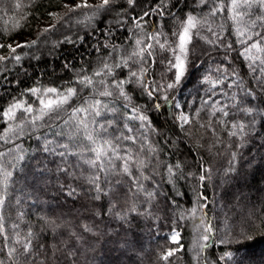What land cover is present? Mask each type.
<instances>
[{
	"label": "trees",
	"instance_id": "obj_1",
	"mask_svg": "<svg viewBox=\"0 0 264 264\" xmlns=\"http://www.w3.org/2000/svg\"><path fill=\"white\" fill-rule=\"evenodd\" d=\"M73 2L0 0V45H5L0 56L8 57L0 61V164L13 173L0 210L5 228L0 264H214L226 251L233 259L220 264H264V64L247 58L237 31L264 34V4L237 0L239 7L233 9L232 0H136L130 7L127 0H118L110 9L97 11L95 4L70 11L65 5ZM214 7L222 11L213 16ZM145 11L150 15L137 28L133 21ZM51 14L58 18L50 21ZM188 15L201 24L190 33L185 76L168 92L175 99L166 104L161 98L163 109L156 111L139 87L126 85L154 131L130 118L123 100L99 96V81L110 85L143 66L153 86L171 82L166 60L173 59L172 51L160 49L147 36L159 31L166 49L175 47ZM136 39L153 44L152 56L145 53L143 65L129 61V67L115 68L136 50ZM15 42L30 46L16 47L12 54L7 46ZM260 56L264 59V53ZM105 63L113 66V75L94 76ZM81 76L91 77L93 85L77 83ZM48 87H72L77 93L59 116L33 125L39 101L28 90ZM93 98L116 109H105L96 119L112 121L105 138L121 157H131L132 176L122 171V159H113L110 172L100 173V200L93 199L97 193L87 183L97 171L84 163L88 154L61 157L65 149L57 147L69 143L72 128L64 121L72 110L87 107L84 102ZM15 102L31 104L33 113L18 109L9 120L3 112ZM177 102L180 109L173 106ZM214 108H223L228 116L213 114ZM178 112L189 117L183 128L173 119ZM46 140L53 151L43 150ZM70 150H75L71 144ZM19 155L25 158L17 163ZM201 218L213 226L207 242L199 239ZM173 229L180 233L179 244L171 242ZM195 238L207 243L203 251L193 249ZM10 248L16 249L11 257ZM177 248L168 260L160 258Z\"/></svg>",
	"mask_w": 264,
	"mask_h": 264
},
{
	"label": "snow or ice",
	"instance_id": "obj_2",
	"mask_svg": "<svg viewBox=\"0 0 264 264\" xmlns=\"http://www.w3.org/2000/svg\"><path fill=\"white\" fill-rule=\"evenodd\" d=\"M136 0H127V4L131 7L135 4ZM254 2V0H244V3L248 6H251V3ZM259 4H264V0H258ZM118 3V0H100L98 4H96L94 7L99 10L104 9H110L112 6L116 5ZM201 4H207L209 3V0H200ZM233 9H236L239 7L237 4V0H232L231 4ZM17 8L20 7L19 4L16 5ZM65 7H69L68 5H65ZM81 7L84 8H92L93 5L88 4L85 0L84 3H77L74 6L69 7L70 11H75L76 9H79ZM158 11V10H157ZM222 11L221 7H214L211 10V15H216L217 12ZM95 15V13H94ZM150 13L148 11H145L143 16L137 17L134 19V24L137 28H142V22L144 21L145 17H148ZM233 19H236V17H233ZM182 28L179 31L178 40L179 43L173 47L171 45L168 46L166 49V45L168 44L167 40L165 39L162 43L160 40V37L163 35V33L157 31L155 33H150L147 36L148 41H155L157 45H159L160 49L163 50H171L173 54V59L166 60L167 62V70L172 71V80L171 82H167L165 84H155L153 86L150 84L146 78L147 76V68L141 66L139 70H130L127 78L125 79H113L109 84L105 83V81L102 79L99 81V84L102 86L103 90L99 92V96L102 97H114L117 101L123 100L124 103L121 105L122 107L129 110L131 113L132 119L139 120L141 122L142 126H147L150 128H153L155 131L156 129L152 125V121L149 115L146 114V111L142 109L139 105H136L133 103V96L129 90L126 89V85L131 86L135 85L136 87H139L141 91L147 95L150 99H152L153 104L152 107L156 111H161L163 109V106L158 101L162 98L165 103H171L172 100L175 99L174 96L170 97L168 95L169 90H175L182 82V78L185 76L186 70H187V61L190 56V49L188 45L191 43L192 36L190 33L192 30L197 29L198 25L201 24V21L198 20L196 17L192 15H188L185 20L182 22ZM212 29L209 28V31ZM47 31V29H46ZM238 35L240 37H243V39L240 40V43L242 45H245L244 47V53L247 54V58L253 63L256 61H260L261 64H264V59H261L260 53H264V34H261L259 32H249L247 35L245 32L240 31L237 29ZM255 37V39H254ZM251 41V43H249ZM32 43H35L34 41ZM136 50H134L130 55H128L126 58H122L121 63L115 64V68H121V67H129V61H133V63H139L143 65L145 61V53H147V56H152V52L150 49L153 48L152 43H145L142 39H136L135 40ZM143 45V46H141ZM24 46H30V45H22L17 44V47H24ZM5 47V45H0V48ZM10 49V52L12 54L16 53V47H12L11 45L7 46ZM228 48H231V45H227ZM255 50V54H252V50ZM12 58L16 61H19L21 57L19 55H13ZM8 59V57L0 56V61H4ZM104 70H107L106 73ZM174 70V71H173ZM111 76L113 75V66H110L108 64H104L103 69L101 71H97L94 73V76H103V75ZM77 83L84 84L85 86H91L93 85V79L88 76H81L77 78ZM216 83H219L217 81ZM264 83V82H262ZM28 91H30L33 95L37 96V99L39 101V108L36 109L37 115L32 117L31 123L33 125L36 124L37 121L43 120L46 116H59L60 111L63 110L64 105L68 104L70 99L76 95L77 89L68 87L65 91H59L55 87H48L43 90L40 88H31ZM161 93H163L161 95ZM49 94H54L55 98H52L49 96ZM87 107H78L72 110V116L69 117V120H65L64 123L66 125H69L72 128V131L67 136V139L69 143H62L58 144L57 147L65 149V151H62L59 153L61 157H64L66 154L69 155H81L88 154V158L84 160V163L89 165L91 168L96 169V173L93 175H90L87 177V183L91 185L97 195L93 197L95 200H100L101 196L100 194L104 191L99 183L100 181V173L110 172V165H112L113 159H122L124 161L122 166V171L127 174L128 176H132V173L129 168V160L131 159L130 156L121 157L118 154L117 148L115 145L112 144V141L110 139H106V135L108 132V127L112 125V121H106L104 123L99 122L96 117H100L105 109H107L110 112H115V108L108 109V105L105 104L102 100L93 98L92 102L89 103L88 101L84 102ZM175 109H180L181 105L177 102L174 105ZM23 109V112L26 114L33 113L34 109L31 104L27 105L25 107L21 102H15L12 105L9 106L7 110L3 112V115L7 117L9 120H13L16 118V110ZM222 112L223 115L226 117L228 116V112L224 111L223 108H214L213 114L215 112ZM246 112L251 113L252 109L248 108L245 109ZM79 115V119L73 120V117H76ZM173 119L180 121V126L183 128L184 125L188 124L189 117L183 113L178 112L174 114ZM71 122V123H70ZM233 127H237V125H233ZM240 131H244V125H239ZM9 131H13V129H9ZM235 135V133H232ZM57 135H60V133H57ZM124 139H132L135 141L134 137H122ZM51 141H45L43 150L45 152L53 151L54 149H49L48 145L51 144ZM70 144L72 145V148L75 150H70ZM152 151H155V148L151 149ZM23 155L15 156L14 160L18 163L19 161L24 160ZM141 165H143V161L140 162ZM15 166V165H13ZM176 168H179L180 165L177 164L175 166ZM66 170V169H62ZM168 173L169 177L171 179V176L174 174L173 167H168ZM13 173L12 171H9L7 167H5L3 164H0V210L4 208L5 205V195L7 192L9 180L12 177ZM199 179L201 181L205 180V176H200ZM135 183V180H134ZM142 187V185H141ZM75 192V189L72 190ZM149 195H152L149 193ZM112 207H115V205H112ZM193 213H195V209H193ZM183 215H181L180 219H183ZM4 217L2 214H0V235L4 234L5 228L3 223ZM198 231H201V236L199 239H202L204 242H207L209 240V234L213 232V226L211 223H208L205 225L203 218H201L200 221V227H198ZM32 233L29 231L28 236L31 237ZM179 237L180 233L179 231H176L173 229L172 235L170 237L171 242L174 244H179ZM7 239V237H6ZM17 243L20 241L17 240ZM225 240H221V244H224ZM229 245L231 241H228ZM31 245V240L28 239L24 245L23 249L25 252H27L28 248ZM197 246L199 247L200 251H203L207 247V243H198ZM179 249H169L165 253L161 255V259L168 260L169 257L173 256L176 251ZM239 249H237L238 251ZM16 252L15 248H10L8 255L11 257L13 253ZM233 259V253L231 251H226L222 253L221 256L217 258V260L214 262V264H220L221 261H230Z\"/></svg>",
	"mask_w": 264,
	"mask_h": 264
},
{
	"label": "rangeland",
	"instance_id": "obj_3",
	"mask_svg": "<svg viewBox=\"0 0 264 264\" xmlns=\"http://www.w3.org/2000/svg\"><path fill=\"white\" fill-rule=\"evenodd\" d=\"M85 2V0H74V2L73 3H69V4H67L69 7H71V6H74V5H76L77 3H84ZM86 2L88 3V4H91V5H95V4H98L99 2H100V0H86ZM69 7H66L67 9H69ZM81 8H84V7H81ZM58 18V14H51L50 15V21H55L56 19ZM50 26V24L49 25H46L45 27L46 28H48ZM17 44H21V43H19V42H15L13 45H11L12 47H17ZM180 122V121H179ZM181 123V122H180ZM181 239V237H179V240ZM197 244H198V241H197V239L195 238L194 239V241H193V244H192V246H193V249H196V247H197Z\"/></svg>",
	"mask_w": 264,
	"mask_h": 264
}]
</instances>
